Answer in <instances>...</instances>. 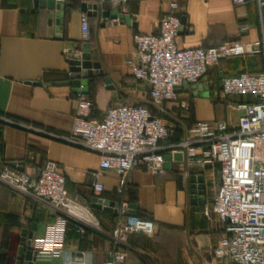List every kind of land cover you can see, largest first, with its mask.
<instances>
[{
	"label": "crops",
	"instance_id": "obj_1",
	"mask_svg": "<svg viewBox=\"0 0 264 264\" xmlns=\"http://www.w3.org/2000/svg\"><path fill=\"white\" fill-rule=\"evenodd\" d=\"M54 1L51 8L36 0H0V114L18 122L0 121V171L16 164L36 177L48 161L56 163L66 178L69 198L85 209L79 218H70L65 249L86 252L92 264L107 262L115 250L114 226L130 218L153 221L156 229L154 236L136 234L120 246L125 252L121 264H226L210 257L211 248L223 236L221 223L210 212L219 187V165L206 162L205 145L195 143L188 148L193 153L190 157L180 145L197 124L224 121L236 125L243 112L235 106L250 103L252 98L223 96L220 81L243 71L263 72L262 56L220 60L197 84L179 89V99L189 101L190 110L182 111L174 103L165 106V120L176 128L172 137L160 143V152L170 157L166 173L154 176L143 168L135 169L122 194L117 191V174L100 168V154L32 128L70 134L78 80L94 102V120L104 119L110 108L119 105L151 107L147 87L133 77L134 35L158 34L160 19L176 2L182 23L178 48H209L228 41L252 43L264 39L256 0H244L240 6L232 0ZM60 4L62 16L58 17ZM93 6L98 9H90ZM104 12L118 16L103 22ZM84 15L90 22L88 41L82 35ZM242 26L246 29L240 30ZM85 44L90 45L91 60L101 66L102 74L84 77L72 71L71 62ZM176 153L183 155L182 161L174 158ZM95 172L105 186L99 198L119 204L117 212L116 208L110 212L93 207ZM199 179L203 190L192 194L191 187L197 188ZM131 205L137 206V216L130 215ZM58 215L49 204L0 183V264H19L23 233L34 245L45 238L47 227ZM33 264L65 263L61 256L33 253Z\"/></svg>",
	"mask_w": 264,
	"mask_h": 264
},
{
	"label": "built area",
	"instance_id": "obj_2",
	"mask_svg": "<svg viewBox=\"0 0 264 264\" xmlns=\"http://www.w3.org/2000/svg\"><path fill=\"white\" fill-rule=\"evenodd\" d=\"M256 3L264 34V0ZM232 4L240 6L244 0H232ZM81 23L83 41H88L87 15ZM159 25L158 34L138 33L133 37L137 56L133 77L147 87L151 107L119 105L110 108L104 119L94 120V102L81 82L77 86V108L70 134L62 136L32 128L100 154V168L112 170L119 177V194L130 184L129 174L135 169L143 168L154 176L166 173V157L160 152V143L172 137L176 128L166 122L165 106L174 103L182 111L190 110L189 101L179 99V89L186 83L197 84L220 60L247 55L264 58L263 38L248 44L228 41L209 48H178L176 39L182 23L176 2L170 5ZM245 29V26L240 28ZM220 90L223 96H249L252 102L235 106L243 112L235 126L224 121L197 124L180 147L187 148L190 157L193 153L188 148L195 143L203 144L206 162L219 165V187L210 212L221 223L223 236L211 248L210 257L226 264H264V71H243L223 77ZM0 121L18 125L1 114ZM19 167L5 166L0 171V183L49 204L59 214L47 227L45 238L31 244L33 253L61 256L65 264H92L86 252L68 253L65 249L70 218H79L85 209L69 198L66 178L56 163L48 161L36 177ZM93 177V192L99 198L105 186L99 181V172L93 173ZM155 229V223L150 220L120 219L111 234L115 250L109 253L105 264H121L125 252L120 246L136 234L154 236Z\"/></svg>",
	"mask_w": 264,
	"mask_h": 264
},
{
	"label": "water",
	"instance_id": "obj_3",
	"mask_svg": "<svg viewBox=\"0 0 264 264\" xmlns=\"http://www.w3.org/2000/svg\"><path fill=\"white\" fill-rule=\"evenodd\" d=\"M36 1L41 2V3H45L46 5H48L51 8H53L55 6L54 0H49V1L36 0ZM87 8H88V6H86V4H83V10L87 11ZM61 9H62V6L60 4L58 6V14H57L58 17L62 16ZM90 9H93L94 11H96L98 9V6H93ZM89 14H90V12H89ZM93 15L96 16L97 15L96 12H94ZM102 16H103L102 17L103 22H106L109 17L116 18L118 16V13L114 12L113 14H110L108 12H104L102 14ZM127 20L130 21L131 18L128 17ZM71 64L73 66L72 71L74 73L83 74L84 77H90V76H93L94 74H96V75L102 74V72H100L101 66L98 63H93L91 60L90 45L89 44H85L81 54H76L74 56ZM107 81L109 82V80H107ZM80 83H81V81L78 80L76 82V86H79ZM174 158L176 160L182 161L183 155L181 153H176L174 155ZM169 160H170V157H167L166 161H169ZM15 165L16 164H14L13 166H15ZM198 182H200V185L197 186V188H195L196 186L192 185V187H191V193L192 194L195 193L196 189L203 190V185L201 184V179H199ZM93 207H95V208L105 207V209H107L110 212L112 211L113 208H116V212H117L119 209V204L104 202L102 199L95 197L93 199ZM130 209H131L130 215L137 216V214H138L137 206L131 205ZM31 239H32V234H30V240ZM18 262H19V264H33V251L31 249L30 242H27V236H26L25 232L23 233V236H22L21 247L19 249Z\"/></svg>",
	"mask_w": 264,
	"mask_h": 264
},
{
	"label": "rangeland",
	"instance_id": "obj_4",
	"mask_svg": "<svg viewBox=\"0 0 264 264\" xmlns=\"http://www.w3.org/2000/svg\"><path fill=\"white\" fill-rule=\"evenodd\" d=\"M185 86H186L187 88H189L191 85H189V84L186 83Z\"/></svg>",
	"mask_w": 264,
	"mask_h": 264
}]
</instances>
